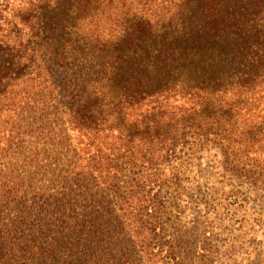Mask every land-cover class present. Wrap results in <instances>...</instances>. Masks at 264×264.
<instances>
[{"label":"trees","instance_id":"1","mask_svg":"<svg viewBox=\"0 0 264 264\" xmlns=\"http://www.w3.org/2000/svg\"><path fill=\"white\" fill-rule=\"evenodd\" d=\"M196 140L264 150V0H0V264H134Z\"/></svg>","mask_w":264,"mask_h":264},{"label":"rangeland","instance_id":"2","mask_svg":"<svg viewBox=\"0 0 264 264\" xmlns=\"http://www.w3.org/2000/svg\"><path fill=\"white\" fill-rule=\"evenodd\" d=\"M235 148L196 140L174 175L165 171L162 207L147 222L133 220L134 264H264V150L246 146L254 153L238 156ZM155 232L171 259L149 254Z\"/></svg>","mask_w":264,"mask_h":264}]
</instances>
